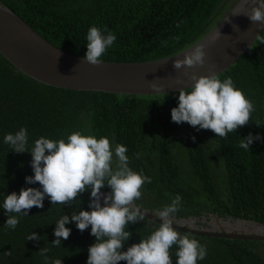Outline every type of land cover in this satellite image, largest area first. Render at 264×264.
Masks as SVG:
<instances>
[{
	"label": "trees",
	"instance_id": "16d2710c",
	"mask_svg": "<svg viewBox=\"0 0 264 264\" xmlns=\"http://www.w3.org/2000/svg\"><path fill=\"white\" fill-rule=\"evenodd\" d=\"M45 38L71 53L84 56L86 34L96 25L116 34V42L101 60L150 61L174 55L204 37L231 10L234 0H0ZM231 77L255 106L249 122L219 137L171 119L178 104L176 92L121 94L98 90H75L40 82L25 74L0 52V202L4 195L27 184L34 175L31 153H17L4 143L7 132L26 127L31 149L35 139L66 137L74 131L110 138L113 146H127L129 166L151 177L141 188L136 204L152 212L171 203L176 194L182 202L177 218H246L264 222V32L228 69L217 75ZM259 133L261 139L240 147L242 137ZM195 137V140H193ZM115 166V165H114ZM102 191H110L105 186ZM90 192L68 204L52 205L45 197L43 208L33 206L21 216L15 229L4 226L0 208V264H45L39 251L48 249L51 259L63 264H86L88 247L95 237L90 227L80 231L75 222L62 246L55 240V221L87 209ZM159 226L145 219L130 224L131 238L124 250ZM37 232L39 241L27 240ZM188 234L207 246L198 264H264V242L219 236ZM175 248L170 250L175 264ZM118 264H126L119 261Z\"/></svg>",
	"mask_w": 264,
	"mask_h": 264
},
{
	"label": "clouds",
	"instance_id": "9594fccd",
	"mask_svg": "<svg viewBox=\"0 0 264 264\" xmlns=\"http://www.w3.org/2000/svg\"><path fill=\"white\" fill-rule=\"evenodd\" d=\"M250 4L251 7L243 14L264 32V0H250ZM116 39L114 32L90 26L86 34L87 50L82 60L93 65L101 63L102 56ZM205 55L203 47H194L183 59H175L173 66L180 69L203 65ZM190 79L193 81L191 84L176 92L178 104L171 109L172 121L178 124L187 122L197 130L211 129L219 137H227L249 122L255 106L230 76L221 79L214 72L208 75L193 73ZM152 87L159 89L155 83ZM258 139H261L259 133H249L242 137L240 147L250 150V145ZM3 141L17 153H31L34 175L26 176L25 181L29 185L36 182L41 185L22 187L19 193L12 191L4 195L3 202H0V208L7 216L4 226L15 229L20 217L29 215L33 206L43 208L45 197L52 205L68 204L71 207V201L89 191L87 209L79 208L71 216L65 214L55 221L56 238L52 241L62 246V240L67 239L72 231L67 227L71 222H75L80 231L90 227V234L95 240L88 247L86 264H118L119 261H126V264H173L170 250L174 245L175 264H198L199 260L206 258V245L173 226L177 225L174 214L179 211L182 202L180 194L155 213L161 221L159 226L124 250L125 243L132 236L128 226L144 220L146 215L135 201L142 196L143 185L151 183V177L129 166L126 145L113 146L107 136L74 131L59 139L42 135L29 149L26 127H20L14 133H5ZM105 186L110 188L107 193L102 191ZM40 239L35 231L27 236V240ZM39 251L45 256V264H63L62 258L53 260L48 257V249L42 247Z\"/></svg>",
	"mask_w": 264,
	"mask_h": 264
},
{
	"label": "water",
	"instance_id": "95a60500",
	"mask_svg": "<svg viewBox=\"0 0 264 264\" xmlns=\"http://www.w3.org/2000/svg\"><path fill=\"white\" fill-rule=\"evenodd\" d=\"M250 7V0H239L204 37L174 55L137 62L101 60V63L93 65L82 60L83 56L49 41L11 7L0 1V52L25 74L56 87L145 95L177 92L179 88L187 87L193 82L190 79L193 73L208 75L214 72L218 75L225 71L255 43L262 30L256 22L243 14ZM194 47H203L206 53L205 63L174 68V60L183 59ZM153 83L159 89L153 88ZM142 210L146 217L161 222L155 216L159 210ZM174 218L177 225L173 226L179 228L182 234L186 232L264 241V222L258 220L213 215L209 219L210 226L198 228V218L194 216Z\"/></svg>",
	"mask_w": 264,
	"mask_h": 264
},
{
	"label": "flooded vegetation",
	"instance_id": "af4514ba",
	"mask_svg": "<svg viewBox=\"0 0 264 264\" xmlns=\"http://www.w3.org/2000/svg\"><path fill=\"white\" fill-rule=\"evenodd\" d=\"M217 216L216 214H210L208 217H205V216H203V217H201V218H199L198 219V222H197V224L196 225H198L197 227L198 228H201L202 226H206V227H208V226H210L209 225V219L212 217V216ZM229 218V217H228ZM205 236H208V235H205ZM251 240H256L258 243H261V242H264V241H262V240H259V239H255V238H251ZM264 249V248H263ZM263 255H264V253H263Z\"/></svg>",
	"mask_w": 264,
	"mask_h": 264
},
{
	"label": "rangeland",
	"instance_id": "374dc122",
	"mask_svg": "<svg viewBox=\"0 0 264 264\" xmlns=\"http://www.w3.org/2000/svg\"><path fill=\"white\" fill-rule=\"evenodd\" d=\"M238 1H239V0H234V4H232L231 7L233 8V7L237 4ZM232 8H231V9H232Z\"/></svg>",
	"mask_w": 264,
	"mask_h": 264
}]
</instances>
